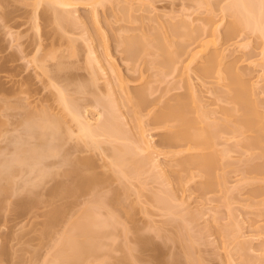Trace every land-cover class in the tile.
<instances>
[{
	"label": "rangeland",
	"instance_id": "374dc122",
	"mask_svg": "<svg viewBox=\"0 0 264 264\" xmlns=\"http://www.w3.org/2000/svg\"><path fill=\"white\" fill-rule=\"evenodd\" d=\"M38 1L0 0V68L3 66L4 60L2 58L7 55L11 58L8 66L15 70L11 68L8 73L0 72V84L4 85L3 83H6L4 85L6 88L14 89L15 87V90L19 86V89L23 87L26 89V87L32 85V89L36 88L34 90H37L38 87L39 91L37 90V92L33 91V93L27 95L22 94V97L26 98L23 102L27 101V103L25 102L26 105L31 104L29 106L33 107L32 109H35L36 112L43 107L49 109L48 111L53 110V114H60L58 110H61V108L56 109L60 107L58 105L59 101L56 102L59 99L57 98L58 93H56L57 88L55 90L53 86H47L49 84V82L47 83V77L44 75H40L43 76L40 77L39 70L35 68L33 63H29L35 57V50H38L39 45L41 52H39L40 54L36 53L37 56L45 55L47 52L61 55V51L64 55L69 56L72 51L71 46L74 45L77 47L76 50L78 49L77 54L72 59L68 58L69 61L67 62L71 63L69 65L66 62L67 64H64V67L68 65L69 70L72 69L79 76L81 74V81L79 78L76 83L80 81L82 84V80H85V78L88 80L87 76L92 74L89 73L90 69L87 74L85 68H92L91 64L93 63L92 65L97 71V73L94 71L96 74L93 75H96L100 80L97 83L98 87L97 85L94 88L92 87L93 89L97 88L95 95L93 89L90 93H86V97L82 95L86 98L85 103H83L84 98L81 100L80 93H78L79 100L75 99V92L73 95L71 94L73 99L79 102L80 100L83 101L82 105L87 110L85 117L91 120L92 123H96L94 120L103 118L99 114L103 111H101V106L95 105L94 100L97 99L96 97L101 100L106 98L103 100L106 102L111 96L112 101L109 100L110 103L113 104L114 101H117V104L115 103L117 106L114 105L120 109L117 112L118 116H115L119 118L117 122L122 121V124L124 123L125 129L130 132V136L125 130L127 136H124L127 137V141L122 140L125 143L121 142V139H117L118 142L115 140L110 141L111 143L106 141V137L105 141L103 138L98 139V147L101 148L100 143L103 142L101 143L103 149L95 147L92 151L88 147L91 146L90 143V145L87 143V146L85 142L78 141L77 132H73V134L67 132L66 135L71 134L72 137L70 140L69 137L68 140L66 139V143L69 141L70 146L64 147L66 150L68 149V155L73 154V158L76 160L80 157L91 158L92 162L95 163L87 171V174H97V177L101 178L100 180L104 178H108L106 181L110 180L106 183L104 179L103 181L106 184H102L101 181L100 185L94 186L93 190L91 189L88 194L81 197H67V195H61L57 192L59 187L66 186L67 183L69 185L73 181L68 176L69 168L66 166L67 162L64 161L66 160L63 157L64 153L62 152L63 155H61L64 158L62 165L61 151L59 155L55 156L54 151L46 150L49 143L46 145L41 143L40 145L34 142L36 139L34 141L29 139L32 142L28 140L30 144L38 145H34V151L39 153L49 151L50 157L53 158H48L49 161H46L48 167L42 163L45 166L43 171H40L42 168L38 167L40 168L39 172L36 169L34 173H30L26 171L28 167L24 166L22 170H19V175H15L14 180L12 179L10 187L0 193V264H264V137L263 140L261 137V142L256 144L252 142L255 136L253 133L244 132V134L239 132L242 134L240 135L237 132H232L233 130L227 132L229 130L226 131L225 128H228L229 125L232 126L231 123L235 126L236 120L231 118L233 122L230 124L228 122L229 125L224 123L225 112L223 109L225 107L230 109L233 105L228 99L227 103L230 104L226 103V99L224 102L222 96L227 97V95H219L218 93V89L224 90L223 82H220L216 72L203 79H200V73L198 72L211 58H214L215 55L219 56V60L215 62L216 65H219L218 69L222 73L232 70L243 76L244 81H247L248 88H251L249 91L251 92V99L257 104L261 116H264V39L257 36V34H253L252 30H245L246 28L243 27L244 30H236L231 25L233 18L229 16L230 13H224L223 9L221 10L223 7L220 6L225 5L226 1L219 6L214 4L215 7H211H214L213 10L208 12L206 8L209 7L197 6L196 0H74V2L70 0V6L72 7L69 6V11L71 9L74 13H71L73 19L79 18L77 22H80V24L76 25L77 23L74 22L75 25L74 23L70 25V22L68 24L65 22V25H70L65 31L62 30L65 25L61 27L58 24L61 27L59 28L57 23L54 22V11L53 14L50 10L48 11L49 4L43 3L36 9L35 4ZM126 7H128L127 15L124 13L125 10L127 11ZM58 8L60 12H65L64 10L68 7L63 10L60 7ZM71 14L69 13L70 16H68L71 17ZM128 14H130V18ZM36 21L40 25L39 31L35 28ZM173 24L179 26V29L180 25L181 28L182 25L185 26L192 34L195 31L196 37H199V39L196 42L195 37L193 39L195 42L189 40L191 42L189 46L188 43L186 44L189 48L184 51H188L189 54H187L188 52L185 54L180 47L181 50L178 48L177 54L181 51L185 55L181 56V63L178 64L177 69L170 72L162 68L163 65H157L161 64V61H158L160 59L155 56V41L151 38L154 37L153 33L159 31H163V34L166 35L167 33V36H170L168 34V31H170L169 26H173ZM66 26L64 29H66ZM172 26L170 27L175 28V26ZM159 27L163 30H158ZM184 30L185 28L182 31ZM144 34H146L145 37L151 39V47H153L151 50L149 39L146 38L145 40L148 39L147 48L149 47L152 53L155 54L153 53L152 56L149 54V57L141 54L142 57H145H139L136 62L125 59L126 56L123 53L125 43H121L124 41L123 39L138 35L143 36ZM142 36L139 38H142ZM172 37L173 35L171 36L173 46L170 47V51L175 53L174 50L179 45L176 44L181 38ZM72 41L76 43L71 44ZM50 46L53 48L51 49ZM54 46H56L55 49ZM59 48H62V50ZM88 50H95V54L90 57ZM190 53H196L191 63H189L191 60ZM12 58H14L13 62ZM88 59L91 60V67ZM94 59L97 61H94ZM155 61L158 63L156 64ZM186 63L190 65L189 70L183 68ZM36 74L38 75L36 76ZM119 75L127 83L130 94L135 91L140 92L141 89L150 91L151 95L148 96L150 102H147L149 99L146 101L149 105L145 106L144 110L141 109V115L140 113L137 114L140 115L139 117L136 113L139 112L140 108L137 109L138 112L131 114L130 108L120 107V103L125 101L122 100L125 95L122 96V93H120V86L117 83ZM140 75L143 78H140ZM90 76H88L89 79ZM23 78L32 82L27 80L16 83V80ZM86 80L85 83H88L89 81ZM219 82L220 84H218ZM187 83L191 84L193 88H191V94H194V106L196 108L194 116L197 117L196 119L200 123V129L207 128L210 124L211 126L219 124V127L216 126L219 129L213 126L214 129L211 127H209L211 129H207L211 131L218 130L217 132L213 131L214 135L217 134L214 141L215 151H217L216 154L219 158L217 173L225 177V187H211L209 190V188L204 187L205 177L197 175V178L191 180L189 179L191 178L189 177L190 173L187 174L186 171L188 177L182 173L184 178L182 177V181L178 179V183L176 179L180 177H178V172L183 170L179 164L182 160L188 158V154L174 156L173 153L179 149L167 146L163 142V137L173 129L161 127L153 121V115H155L153 113L158 112L161 107L157 104L159 102L155 103L154 99L158 100L157 98L160 97L164 100L163 102H167L175 96L186 95L189 92ZM34 84L36 85L34 86ZM21 85L23 86L21 87ZM144 90L141 92H144ZM220 90L219 92L223 94ZM161 96L165 97L162 98ZM9 100L11 99L9 98ZM87 100L93 101V103ZM11 101L13 102V99ZM134 101L136 102V100ZM35 103L40 105L36 104V106ZM0 104L3 105L4 103L1 102ZM24 105L23 107H25ZM34 105L39 108L36 109ZM96 106L98 108H95ZM49 107H53V109ZM29 109L31 110V108ZM1 112L4 113V111ZM1 112V130L5 131L8 128L11 130L12 126L8 125L4 128V123L8 119V122L10 119L13 121L12 118L9 117L10 115L8 116V112L5 113V116L9 118L3 116ZM20 112L25 114V110L22 111L21 109ZM134 117H137L138 120L133 119ZM68 119L70 120V118ZM15 120H17V117L14 118ZM119 124L121 125V123ZM69 125L72 124L68 121L67 126ZM2 131H0V140H2L1 138L3 140L0 141V147L4 148L12 140L13 134L8 132L12 134V136L9 134L11 140L8 141V133L6 132L7 138H5ZM143 131V142L146 144L140 146L144 150L148 146L152 148L146 151L145 155L142 151H140L142 155H137L140 154L137 153V158L141 156L137 161V158L134 157L136 151L132 146L141 139L140 135ZM41 134L42 132L36 133L37 136H41ZM22 135L24 136L21 139L26 138L25 132ZM66 135L65 137H67ZM26 139L21 140L20 148H22V151L20 149L19 155L25 153L26 156H31L34 152L33 147L26 142ZM129 142L132 143L131 146ZM24 143H28V146L26 147L27 144ZM10 144L13 147L16 146V142H10ZM64 144L63 142L62 145ZM124 144L126 147L129 145L133 150V155L130 154L131 161L136 160L134 162L136 165L133 166H137V162L143 156L144 159L150 156L151 160H158L160 168L152 171L150 169L152 163L148 159L150 162L148 161V165L143 168V171L146 170L145 172L141 171L142 173L140 172L138 176L130 175L128 179L121 177V174L117 172L118 169L111 165V162H116V158L112 156L114 154L116 156L119 151L117 149L124 148ZM52 145L55 146L54 143H51L50 147ZM57 145L58 147L61 146L60 143H57ZM73 145L74 147H72ZM119 146L122 148H118ZM30 147L31 149H27ZM136 147L135 149H137ZM3 148L0 152L3 151ZM64 148L63 151H65ZM72 149L73 153L70 151ZM113 149L117 152L114 153ZM69 151L72 154H69ZM41 155L43 154L41 153ZM75 159L72 160L73 163ZM220 160H222V163ZM50 163H57L60 167L49 165ZM131 164L133 163L131 162ZM219 164L221 165L219 166ZM133 166L131 165L130 168L133 169ZM178 166L182 170H179ZM132 169L131 173L134 174L135 170ZM21 171L23 172L21 173ZM128 171L130 172V169ZM193 171L195 172V170ZM175 173H177V176L175 175L174 178ZM179 174L182 176L180 172ZM196 174H198L197 170ZM203 182L205 183L203 184ZM157 195H160V198L165 202L158 197L157 200ZM24 201L27 203V207L20 208V203L24 204ZM159 201L163 202V205L168 203L172 211L164 208ZM59 209L64 212L63 220L58 225L55 224L57 225L55 228H48L46 215ZM88 212H91L94 218L89 217ZM176 212L182 220L187 222L182 221V223L187 224V230H189L185 231V228L183 234L180 227L177 226L179 223H176L177 220H175L176 218L180 219L178 215H175ZM84 214L91 220L95 219L94 224H99L95 227L96 229L93 228L97 237L93 238L90 235L88 237H91V241H87L88 237L81 235L78 237L79 243L82 245L93 242L98 244L100 249L94 254L78 259L77 256H72L76 255L77 248L69 244V237L71 236L70 233L75 230V225L83 220ZM72 227L74 230L71 229ZM47 228L50 230L48 231ZM142 239L145 241L147 239L146 247L140 246Z\"/></svg>",
	"mask_w": 264,
	"mask_h": 264
},
{
	"label": "bare ground",
	"instance_id": "6f19581e",
	"mask_svg": "<svg viewBox=\"0 0 264 264\" xmlns=\"http://www.w3.org/2000/svg\"><path fill=\"white\" fill-rule=\"evenodd\" d=\"M72 1L74 2V0H72ZM224 1H226L227 3L225 5H222V3ZM73 2H72V4H73ZM195 2H196V4H198L197 6L200 5L199 7H202V6L203 7L204 6L209 7L210 10H209V8H206V9H208V12H211L213 10V8L215 7L214 4L217 6L222 5V6H220V7H223V8H221V10L223 9L224 13L229 12L230 13L229 16H231V18L234 19V20L232 19L231 25L236 30L237 29L242 30L243 28L244 29L246 28L245 30H247V29L249 31L252 30L253 34H255V35L257 34V36H260V38L264 39V0H217V1L196 0ZM43 3L49 4L48 11L50 10V12L52 14L54 11V14H53L54 22H56L57 25L59 24V25H61V27H63V25H65L64 24L65 22L67 24L70 22V25L73 24L74 22L77 23L76 25L80 24V22H77L79 20V18L74 17L77 20L73 19L72 15L74 13L71 11V9L69 11V8L72 7V6H70V4H71L70 0H39L35 4L36 9H37V7H39ZM184 6H186V5H184ZM212 6H214V7L211 8ZM56 7L57 8L60 7L62 10L68 7L67 8L68 11H66L67 9H65L64 10L65 12H60L59 8L57 9ZM126 8H127V11L125 10L124 13L127 15L128 7H126ZM129 11H131V10L129 9ZM69 13L70 14L73 13V14H71V17H69L70 16ZM130 14H128L129 18L131 17V16H129ZM36 20H37V18H36ZM127 20H128V18H127ZM70 25H67L66 29H64V27H65L64 26L62 28V30H64V31L67 30L68 26H70ZM74 25H75V23H74ZM170 26H172V25H170ZM170 26H169L170 31H168V34H170V36H167V33H166V35L163 34L164 33L163 31H161V32L159 31L157 33H153L154 37L151 39H153L155 41V46H156V47L154 46L156 48V50H154L156 53L155 56L160 59L158 61H161V64H157L158 63L157 61H155V63L157 65H160V66L163 65L161 67L169 70L170 72H174L177 69V66H179L181 63V61H180L181 56H183L184 53L186 54L188 52V51L187 52L184 51V50H188V49H186V48H189V47H187V45L189 46V43H191L190 41H192L197 35H196L195 31H193V34H192L188 30V28H186L183 25H182V28L180 25L181 31L185 28V30L182 32L180 31L179 26L174 25V24L172 27L175 26V28H171ZM61 27L59 26V28H61ZM35 28L37 29V31L40 30V25L37 23V21L35 23ZM234 28H232V29L234 30ZM158 30H163V29L159 27ZM155 32H156V30H155ZM177 33H179L181 35H179ZM176 34L179 36H177ZM185 34H186V36H184ZM172 35H173L172 38H174V37L181 38V40H179V42L176 44V45H178V44L179 45L177 46V49L174 50V51H176L175 53L170 51L171 50L170 47L173 46L172 45L173 42L171 41ZM141 36L142 35H138V36H134L132 38L126 37L127 39H123L124 41H126V42H124V41L121 42L122 44L125 43V48L123 50V53L126 56L125 59L132 61V62L133 61L136 62L139 59V57H141V58H144L145 56L149 57L150 56L149 54H151V56H152V54L154 52L152 53V51H151L153 48V47H151L152 46L151 42H150L151 39L149 37H145L146 34H144L142 36V38H139ZM146 38L149 39V44H150L151 50L149 47H148L149 49L147 48V46H148L147 40L148 39L145 40ZM186 39L188 41L189 40L190 41L188 42ZM197 39H199V37L198 38L196 37V42L198 41ZM183 40L184 41L186 40V41L184 42ZM154 41H152V42L154 43ZM192 42H195V40H193ZM73 43L75 44L76 42L72 41L71 44H73ZM59 45H61V44H59ZM55 47L56 46H54V49H55ZM179 47L182 49V52H184L183 54L181 51H180L181 54L179 53L180 55L177 54L178 51L181 50ZM39 48H41L40 45L37 48L38 50L37 51L35 50V55H34L35 57L32 58V60L30 61L29 64L33 63L35 65V68H37L39 70V73H40L39 76L44 75L47 77V83L49 82V84L47 86H49V85L51 87L53 86L55 88V90L57 88L56 93H58L57 98H59V99H57L56 102L58 103V101H59L58 105L60 107L59 108L55 107V108L56 109L61 108V110H58V112H60V114H58V113L53 114L52 113L53 110L48 111L49 109L47 110L46 108H43V107L40 108V110H37L38 112H36L35 109H34L35 111L32 109L33 107H30L31 104L26 105L25 102L27 103V101L23 102V100H25L26 98L22 97V94L27 95V94L33 93V91L37 92L38 87H37V90H34L36 88L32 89V87H33L32 85H29L31 87L28 86V87H26V89H24L25 87L19 89L20 88V86H19L18 89L15 90L16 89L15 87H14V89L13 88H11V89L6 88V86H4V85H6V83H3L4 85L0 84V96H2V97H0V103L1 102L4 103L3 105L0 104V109H1L0 112L4 111V113L1 112V113H3V116H5V113L8 112L7 113L8 116L10 115L9 117L12 118V120H13V121H11V119H10V121L8 122V120H9L8 119L7 122H5V123L3 122L4 128H6L9 125V126H12L11 130H9L10 128H8V129H5V131L2 129L3 130L2 131L0 128V131L3 132V135L5 134L3 137L7 138V136H9V138H7V139H9L8 141H10L12 138V140L10 142L11 143L16 142L15 147H13V145L10 144V142H8V143L5 142L8 145L5 146L4 148L0 147V151H1V148H3V151L0 152V193H2L3 191H5L7 188L10 187L12 181L14 180L13 179L14 176L17 175L19 170H22V168L24 166L28 167L26 171H29L30 173H34V170H36V169H37L36 171L39 172L38 170H40V168H42L40 171H43V168L47 165V162L49 161V159H52L53 157H50L51 154H49V151H45L46 152V154H45L44 151H41L39 153L38 151H34V149H35V146H38L37 144L41 145V143H42V145H43L45 143L44 145H46L47 143H49L48 148L46 150H50L51 152L54 151L55 156L59 155L61 153L60 158H62V161L64 160V158L66 159L64 161L67 162V165H66V163H65V165L69 168L68 176H70L73 180L71 184L67 185L68 184L67 183L66 186L59 187L57 192L61 195H67V197H75V196L81 197L82 195L88 194L89 193L88 191H90L92 188H94V186L100 185L99 183L101 181L103 184L105 182L106 183L110 182V180L106 181V179H108V178H106V179L104 178L105 180L102 178L105 181L104 182L103 180H100L101 178L99 176H98L99 178L97 177V174L96 175L95 174H92V175L87 174V171L91 167H93V164L95 163V162L94 163L92 162L91 158L89 159L87 157L86 158L80 157V159L76 160L75 158H73L74 157L72 154L74 152L73 149L70 150V151H72V153H70V151H69V154H72V155H68V151H67L68 149L66 150L64 148L65 146L69 145L68 144L69 141L66 143V141L68 140V137L70 140L72 138L71 134H73V132H77L76 135H77V138L79 139L78 141L79 142L81 141L82 143L85 142L86 145H87V143L88 144L90 143L92 147L88 146V145L87 146L90 147L89 150L93 151L95 147L98 149H103L102 144H101L103 142L100 143L101 148L98 147L99 146V140L98 139L103 138L104 141L107 139L106 141H109V142L110 141L112 142L113 140L118 142V140H120V139H121V142H124V141H122L124 139L126 142L127 137H125V136H127V134H129L128 136H130V132L127 129H125V125H124V123L122 124V121L117 122L119 120V118L118 117L116 118L115 116H118L117 112H119L120 109H118L119 107L118 108L116 107L117 101L116 102L114 101L113 104L110 103L109 100L112 101L111 96H110L109 100H107L106 102L103 101L106 98H102V100H101L95 96L97 99L96 100L92 99L96 102L95 105H97L98 107L101 106L100 108H101V111H103V112H101V113L99 112V114L101 116H103L102 119L98 118L97 120H94V122H96V123H92L91 120H89L88 118L85 117V113L87 110H85V107L82 105V102L84 101L83 103H85L86 95L88 93H90V91H92V89L94 87H96L97 83L100 80L98 77H96V75L95 76L93 75V74H96L97 71H96L95 67H93V65H92L93 63L91 64V62H90L91 60L89 61L90 58L88 59V63L90 62L89 66L91 64L93 71L91 72L92 68H88V69L85 68V70L88 74V70L90 69L89 73H92V74H90L91 76L88 75V76H90V79L88 76H87L88 80H86V78H85L86 81H89L88 83H85V80H82L83 83L81 84V82H80L81 81V74L79 76L78 73L75 74V72L71 68H70L71 70H69L68 65L67 66L65 65V67H64V64L71 63V62H67V61H69L68 58L72 59V57L76 56L77 51H78V49L76 50L77 47H75L74 45L71 46L72 51H71V53H69V56H67V54L64 55L62 51L60 52L61 55L58 53L56 54L54 52H47V53H45V55H42V56L38 55L37 56V54L39 52H41L39 50ZM52 48L53 47H51V49ZM88 48L90 50L89 46H88ZM178 48H179V50H178ZM59 49L62 50V48H59ZM59 49H58V51H59ZM89 50H88V54L91 57L93 54H95V52H94L95 50H91V51H89ZM149 50H150V52H149ZM141 54H145V56L143 55L144 57H142ZM187 54H189V52ZM195 56H196V53L191 54V60L189 63L193 62L192 60L194 59ZM218 57L219 56L215 55L214 58H211L204 65L202 70L200 69L198 71L200 73L199 77H200V79H203L204 77H207L210 74H213L215 72L217 73L218 79L220 80V82H223V87H224V90L218 89V93H219V95H227V97L224 96L226 98H224L222 96V98L224 99V102L226 99V103H227V99H228V101L230 100L229 102H231L233 105V106L231 105L232 107H230V109H229V107H225L223 109V111L225 112L224 113L225 114L224 123L227 124L229 122V124H230L231 122H233L231 118H233V120L234 119L236 120L235 126L233 125V123H231L232 126L227 124L230 126V128H229V126H228V128L226 127L225 128L226 131L229 130L227 132H230V130H233L232 132H234V133L237 132V134H240V135H242L241 133H244V132L245 133L246 132L253 133V134H255V136H254L252 142L259 144L261 142V137H262V140L264 137V116H261L260 111H258L259 109L257 108L258 107L257 104H255L253 102V100L251 99V92H249L251 88H248L249 86H247V83H246L247 81L246 82L244 81V78L241 74L234 72L232 70H229V71L227 70L225 73H222L221 70L218 69L219 65H216L217 63H215V62H217V60H219ZM14 58H12V62H13ZM2 59L4 61H3V66H1V68H0V72H3V73L7 72L8 73V71H10L12 68V67L10 68L8 66V64L11 62V58L6 55ZM95 60L96 59H94V61ZM150 62H152V60H150ZM189 63H186L183 65V68L185 70H189V67H190ZM101 70H103V69L101 68ZM72 71L74 72V74ZM36 72H38V71H36ZM37 75L38 74H36V76ZM17 76H19V75H17ZM84 76H82V77L84 78ZM40 77H43V76H40ZM79 78H80V81H79L80 84H79V82L76 83L79 80ZM140 78H143V76L140 75ZM97 79H98V81H97ZM117 79H119V80H117V83L120 86V90H121L120 93H122V96L125 95V97L124 96L122 97L123 98L122 100H125V101H122V103H124V104L120 103L121 106L119 104L118 105L120 107L125 106L126 108L127 107L130 108V110L132 112L131 114L138 112L137 109L140 108L139 112L136 113V115L139 114L141 112L142 108L144 110L149 105L148 104L150 102V99H149L150 96L149 95H151L150 91H148L147 89H145V90L141 89L140 92L135 91V92L130 94V92L128 91L127 83L123 80V78L119 75ZM27 80H29V79H26V78H23L21 80L18 79V80H16V83L19 81L23 82V81H27ZM28 82H32V81L29 80ZM220 82L218 84H220ZM43 83H45V82H43ZM111 83H112V81H111ZM189 83H190V80H189ZM189 83H187L188 84L187 90L189 89L188 91L190 93L187 91L188 94H186V95L175 96V98H173V99H170V100L168 99L169 101H167V102L166 101L163 102L164 100H162L160 97L157 98L158 100L160 98L159 101L154 99L155 103L159 102L160 104L159 103H157V104L159 106L161 105V107L159 108L160 110L158 112L153 113V114H155V115H153V117H154L153 121H155L154 122L155 124L157 123V125H161V127L173 129V131L167 132V134L163 137V142L167 146L176 147L179 149L173 153L174 156H180V155L188 154V158H185L179 164V166H181L183 168V170L181 168H179V166H178L179 170L181 169L183 171V172L179 171L181 174L182 173L186 174L185 171L187 172V174L190 173L191 176L189 175V177H191V178H189V179H191V180H194L197 175L199 177L200 176L203 178L205 177L206 183L203 182V184L205 183L204 187L209 188V190L211 187H214V188L225 187V185H226L225 177L222 174L217 173V169L219 168V167H217L219 158L216 154L217 151H215V147H214L215 146L214 141L216 139L217 134L214 135V133H213L214 130L211 131V130L207 129L209 127H211L212 129H214L213 127H216V126L219 127V124H217L216 126L212 125L213 127L210 124L208 127L205 126L207 128H201L200 129V127H201V126L199 127L200 123L197 121V119H196L197 117L194 116L195 115L194 113H196V111H195L196 108L194 106L195 98L193 96L194 94L193 95L191 94L193 88H192L191 84H189ZM35 85L36 84H34V86ZM22 86L23 85H21V87ZM97 87H98V85H97ZM111 88H113V87H111ZM111 88H110V90H112ZM96 89L97 88L93 89L94 90L93 92H95ZM143 90H144V92H141ZM219 90L222 91L223 94L221 92H219ZM145 91L148 93V95ZM24 93H26V94H24ZM69 93H70V95L71 94L73 95V93H74V95L76 94L75 95L76 98L75 97L74 98L77 100H79V96H78L79 94L78 93H80V95L82 97V98L80 97L81 100L83 98H84V100L83 101L80 100V102L77 100H74L72 95L70 96ZM95 94H96V92L94 93V95ZM17 95L24 98V99H22L20 97H19L20 98L19 99ZM82 95L85 97H83ZM14 97H15V99H14ZM164 97L165 96H163L162 98H164ZM9 98L11 100L13 99V102L11 100H9ZM134 100H136V102ZM87 101L90 102V100H87ZM229 102L227 104H230ZM20 103H22L23 105L25 104L24 105L25 107H23L22 104L20 105ZM39 103H35V105L37 104L39 106L40 105ZM90 103H93V101ZM125 103H126V105H125ZM145 103H147V105H145ZM58 105H57V107H58ZM1 106H2L3 110L1 108ZM27 106L29 108H31V110H33L34 112L31 111L29 108L27 109ZM36 106H35V108H36ZM97 106L95 108H98ZM142 106H144V107H142ZM37 108H39V107H37ZM21 109H22V111L25 110V114H21L22 113V112H20ZM50 109H53V107H51ZM29 110H30V112H28ZM140 115H141V113H140ZM8 116H5V117L9 118ZM130 116L132 117V115H130ZM16 117H17V120L14 121V118L16 119ZM68 118H70V120ZM120 118H121V116H120ZM136 118L134 117L133 119H136ZM67 119L70 122V124H72V125L67 126V123H68ZM136 120H138V119H136ZM119 123H121V125ZM234 124H235V121H234ZM122 125H124V126H122ZM1 126L3 127V125H1ZM217 127H216V129H219ZM231 127H233V128H231ZM74 128H76V129H74ZM211 128H209V129H211ZM125 130L127 131L126 135H125ZM215 131L217 132L218 130H215ZM6 132L7 133L11 132L13 134V136L11 133L7 134ZM23 132H25V137L26 138L28 137V139H26L24 137H23V139H21L22 136H24V135H22ZM37 132L38 133L42 132L41 136L40 135L37 136L36 135ZM61 132H63V133L61 134ZM64 132H65V134H64ZM67 132H71V134L69 136H67L66 135ZM239 132H241V133H239ZM6 134H7V136H6ZM9 134H11L12 137ZM63 134H64V136H62ZM65 135L67 137H65ZM76 135H74V136L76 137ZM140 136H141V139L138 142H135L136 144L138 143L137 147H136V144L134 146H132V147H134V150L136 151V152L134 151L135 152V156H134L135 159L137 158V156H136L137 153H140L137 155H142V153L144 154V153H146V151H148L150 148H152V147L148 146L144 150L140 146L141 144H142V146H145V144H146V143L144 144V142H143L144 141V131L142 132V134ZM64 137H65V139H64ZM105 137H106V139H105ZM1 139L3 140V138H1ZM20 139L22 141H24V139H26V142H28L29 139L31 141H34L36 139L34 142L37 144H34V143H33V145L30 144V142H31L30 140H29L30 142H28L30 145H32L31 147H33V151L35 153L32 152L31 156L30 155L26 156L25 153H23V154L20 153L21 155H19L20 149L22 151V148H20L21 147L20 144H22ZM108 139H110V140H108ZM2 140H0V141H2ZM37 140L40 143L36 142ZM63 142L65 143L64 145H62ZM130 142H129V144L131 146L132 143H130ZM28 143H26L27 145L24 143L26 145V147L28 146ZM51 143H54L55 146L52 145V147H50ZM57 143H60L61 146L59 145V147H58ZM72 143H73V139H72ZM133 143H134V141H133ZM79 144H81V143H79ZM122 145H123V143H122ZM10 146L12 149L10 148ZM121 146H119L118 148H122ZM31 147L27 148V149H31ZM72 147H74V145ZM135 147L138 150L135 149ZM58 148H60V149L58 150ZM63 148L65 151H63ZM85 149H86V147H85ZM117 150H119L118 154L116 156H114L115 154L112 156L113 158H116L115 159L116 162H111V165L115 166L118 169L117 172H119L118 174H121V177L128 179V177H130V175L138 176L141 171L142 172L146 171V170L143 171V168L145 166H147L150 161H151L150 163H152L151 168H150L152 171H154L156 169L158 170L160 168L158 160L157 161L155 159H154L155 161L151 160L150 156H148L149 158L145 157V159L143 156V158H142L143 160L140 158L141 160L139 162H137V166H133V165H136L134 163V162H136V160L131 161L132 157H130V154L133 155L132 154L133 150L129 147V145H128V147H126V145H125L124 148L117 149ZM117 150L116 151L114 150V153L117 152ZM137 151H139V152H137ZM140 151H142V153ZM143 151H145V152H143ZM23 152H25V151L23 150ZM62 152L64 153V155L62 154ZM41 153L43 155H41ZM61 155H63L64 158L61 157ZM43 156H44V158H46L45 161H43V159H44ZM69 156H70V158H69ZM220 156L222 157V154ZM71 157H72V159H71ZM139 157H141V156H138L137 161H138ZM68 158L70 159L71 162L73 159H75L74 163L73 162L71 163L70 161H68L69 160ZM148 159H150V161ZM64 161L61 162L62 165H63ZM44 162H46V163H44ZM69 162H70V164H69ZM131 162L133 164H131ZM220 162L222 163V160H220ZM42 163L45 164V166ZM39 164H41L42 166L41 165L39 166ZM130 164L133 166V169L130 168L131 167ZM49 165L55 166L58 164L57 163L56 164L50 163ZM220 165L221 164H219V166ZM113 166H112V168H113ZM38 167H40V168H38ZM46 167H48V166H46ZM58 167H60V166L58 165ZM92 169H94V168H92ZM128 169H130V172L128 171ZM131 169L135 170L134 174L131 173ZM263 169H264V166H263ZM193 170H195V172ZM196 170H197L198 174H196ZM23 171H25V169H23ZM23 171H21V173ZM152 171H151V173H152ZM179 172H178V177L180 176L181 178L180 177L176 178L178 183H179V181H182L184 178L183 174L181 176L179 174ZM176 174L177 173H175L173 175L174 178H175ZM194 174H195V176H194ZM186 177H188V175ZM178 179H179V181H178ZM263 182H264V179H263ZM102 186H104V185H102ZM214 188H212V189H214ZM202 190H205V189H202ZM157 197L163 201V199L160 198V195L156 196V199L158 200ZM163 202H165V201H163ZM163 202L159 201V203L161 205H163L162 204ZM20 204H19L20 208L21 207L22 208L27 207V203H25V201H24V204H22V203H20ZM32 205H33V203H32ZM163 206L167 210L172 211L171 208L169 207L168 203H165ZM28 208H29V205H28ZM30 208H31V205H30ZM26 210H28V209H26ZM91 212L94 213V211H92V210H91ZM91 212L90 213L88 212L90 215L87 213L89 217L90 216L93 217ZM169 213H171V212H169ZM175 215H178L177 212ZM46 216L48 218L47 227L50 229H53V228H55V226H57L63 220L62 217L65 215H64L63 210L59 209V210L51 211ZM84 216H86V217H84ZM84 216L82 217L83 220L80 221L81 223L78 221L79 223H77V224L79 226L77 224L75 225L76 226L75 230L73 229V227L71 228L74 231L72 233H70L71 236L69 235L70 236L69 237V244L71 246L77 248L76 255H72V256H77L78 259H82L85 256L94 254L95 252H97L100 249V246L98 244L93 243V242L82 244V245L79 243L78 237L81 235H85L87 237L91 235V237L93 236V238L97 237L96 233L93 230H95L96 229L95 227H97L99 224L98 223L94 224L93 221L95 219L91 220L86 214H84ZM178 217H180V216L178 215ZM172 218H174V217H172ZM175 220H177V222L175 221L176 223H179V225H177V226H179L180 230H182L181 231L182 234H183V231L185 228H186L185 231H189V230H187V227H188V226H186L187 224H185L187 222L182 220L181 217H180V219L176 218ZM178 220H179V222H178ZM182 221H184L185 223L183 222L184 223L183 224ZM55 224H57V225H55ZM51 227H53V228H51ZM48 228H47V230L49 231L50 229H48ZM93 228H95V229H93ZM185 231H184V233H185ZM91 237H88L87 241H91ZM143 241H145V240L142 239V241H141L142 244H140V246L146 247L147 246V239L145 242H143Z\"/></svg>",
	"mask_w": 264,
	"mask_h": 264
}]
</instances>
